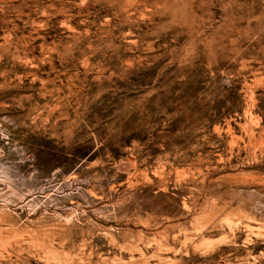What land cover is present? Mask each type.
Listing matches in <instances>:
<instances>
[{
    "label": "rangeland",
    "instance_id": "374dc122",
    "mask_svg": "<svg viewBox=\"0 0 264 264\" xmlns=\"http://www.w3.org/2000/svg\"><path fill=\"white\" fill-rule=\"evenodd\" d=\"M0 230V264H264V0H0Z\"/></svg>",
    "mask_w": 264,
    "mask_h": 264
},
{
    "label": "bare ground",
    "instance_id": "6f19581e",
    "mask_svg": "<svg viewBox=\"0 0 264 264\" xmlns=\"http://www.w3.org/2000/svg\"><path fill=\"white\" fill-rule=\"evenodd\" d=\"M2 228H3V227H2ZM6 230H7V229H6ZM7 231H8V230H7ZM21 232H22V231H21ZM18 233H19V232H18ZM5 234L7 235L8 233H6V232L0 230V246H1V247H2L3 245L6 244L7 240H10V241H11L12 239H14L13 236H14L15 238L22 237V235L16 237V236H15V234H17V232H16L13 236L11 235V236H12V239H11V237H8V238H10V239H7V237H6ZM19 234H20V233H19ZM22 234H23V233H22ZM37 234H38V233H37ZM9 235H10V234H9ZM17 235H18V234H17ZM35 235H36V233H35ZM35 235H31V237L33 236V238H35ZM45 235H46V234H45ZM38 236H40V235H38ZM43 236H44V235H43ZM5 237H6V239H5ZM36 237H37V236H36ZM43 238H44V237H43ZM47 238L49 239L48 236H47ZM47 238H46V241H47ZM38 239H40V237H39ZM41 239H42V238H41ZM5 240H6V242H5ZM44 240H45V238H44ZM44 240H42L41 242H43ZM49 240L51 241V237H50ZM49 240H48L47 242L50 244L51 242H49ZM10 241H8V243H9ZM33 241H34V239H33ZM37 241H38V240H37ZM159 241H160V240H159ZM35 242H36V239H35ZM39 242H40V240H39ZM41 242H40V243H41ZM47 242H46V243H47ZM154 242H156V241H154ZM8 243H7V244H8ZM36 243H37V242H36ZM44 243H45V242H44ZM156 243H157V242H156ZM7 244H6V245H7ZM33 244H34V243H33ZM41 244H42V243H41ZM41 244H40V245H41ZM154 244H155V243H154ZM38 245H39V243H38ZM32 246H33V245H32ZM43 246H45V245H43ZM43 246H42V247H43ZM47 246H48V244H47ZM51 246H52V243H51ZM169 246H170V243H169L168 241L163 242V243L160 245L161 248H165V249H166L167 247H169ZM1 247H0V248H1ZM150 247H151V246H150ZM45 248H46V247H45ZM53 248H54V247H53ZM2 249H3V248H2ZM167 250H168V249H167ZM6 251H7V247H6ZM9 251H10V250H9ZM11 251L13 252V250H11ZM48 251H49V250H48ZM162 251H163V250H162ZM162 251H161V252H162ZM165 251H166V250H165ZM7 252H8V251H7ZM159 252H160V251H159ZM1 253H2V252H1ZM3 254H4V253H3ZM9 254H11V253H9ZM49 256H50V255H49ZM2 257H3V256H2ZM4 257H5V256H4ZM5 258H6V257H5ZM148 259H149V258H148ZM162 259L164 260V258H162ZM169 259H170V258H168V261H169ZM150 260H151V258H150ZM0 261H1V260H0ZM170 261H171V260H170ZM148 263H149V262H148ZM148 263H147V264H148ZM169 263H170V262H169ZM172 263H173V262H172ZM158 264H160V263H158ZM164 264H165V263H164Z\"/></svg>",
    "mask_w": 264,
    "mask_h": 264
}]
</instances>
